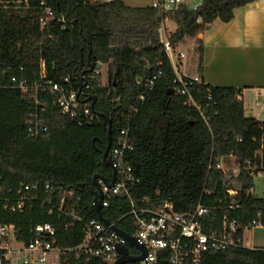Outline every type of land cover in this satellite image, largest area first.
<instances>
[{
	"label": "trees",
	"instance_id": "trees-1",
	"mask_svg": "<svg viewBox=\"0 0 264 264\" xmlns=\"http://www.w3.org/2000/svg\"><path fill=\"white\" fill-rule=\"evenodd\" d=\"M46 1L58 16L66 15L64 28L57 20L41 25L36 8L40 0H29L30 9L0 4V195L2 187L50 182L55 190L75 189L82 195L83 210L97 217L93 177L112 175L103 162L110 119L114 130L126 126L134 139L127 160L139 178L131 189L137 208H156L168 201L177 211L187 212L202 205L211 208L204 217L211 225L234 205L230 216L242 228L258 216L264 225V196L251 192L253 168L264 171V122L245 115L242 90L211 85L202 75L189 85L196 100L211 105L206 122L187 104L186 95L168 93L177 89L176 74L161 41L164 16L158 8L128 6L123 0H98L92 6L75 0ZM255 1L259 0H202L196 8L182 2L165 16L176 24L168 33L169 41L175 48L195 37L201 68L204 44L198 35L217 20L230 22L237 9ZM42 62L51 78L71 75L76 80L96 62L103 63L106 84H95L91 90L102 124L80 123L62 114L50 99L44 114L49 130L39 138L29 137L27 120L33 107L11 78L34 80ZM155 70H161V76L149 88L147 81ZM230 155L238 165L236 171L216 167L217 157L228 161ZM229 190L236 192L230 195ZM130 210L128 197L117 195L102 214L110 221L124 216L117 225L132 233L136 224ZM47 221L58 227L61 244H77L84 236L80 225L65 229L57 214H48L39 204L14 213L0 202V222H15L27 232ZM130 252L136 250L130 247ZM169 257L170 251H161L158 264H170ZM202 264H264V247L210 250Z\"/></svg>",
	"mask_w": 264,
	"mask_h": 264
},
{
	"label": "built area",
	"instance_id": "built-area-1",
	"mask_svg": "<svg viewBox=\"0 0 264 264\" xmlns=\"http://www.w3.org/2000/svg\"><path fill=\"white\" fill-rule=\"evenodd\" d=\"M75 1L83 6H92L98 2V0ZM182 2L183 0H153L151 6L158 8L164 16L160 37L175 69L173 81L177 84V89L174 88V92L186 95L187 104L196 108L201 117L208 122L210 103L199 102L188 89L189 85L198 83L200 79L197 76L186 79L187 76L177 70L173 62L175 50L166 32L165 16L176 10ZM0 4L5 8L19 6L31 8L29 0H0ZM36 8L40 11L42 26L52 20L60 22L63 28L66 26L68 22L66 15L58 16L57 10L46 0H40ZM184 55L183 52L178 53L180 57ZM102 67L103 63L96 62L80 80L71 75L54 79L48 75L45 63L42 62L39 75L34 80L12 76L14 86L21 90L24 98L33 107V112L27 120L29 137L39 138L49 130L44 114L46 102L50 99L62 114L80 123L102 124V116L95 111L91 99V96H94L91 90L95 84L105 86ZM160 76L161 70L153 72L147 81L149 88L155 85ZM114 131L108 157L112 173L113 170L116 171V179L111 188L103 179H98L103 194L102 209L110 206L115 196H127L131 203L129 214L134 217L136 224L134 231L127 233L117 225L124 216L116 221L109 220V224H105L98 216H90L82 208V195L73 188L62 187L55 190L50 182H22L16 188H1L0 202L4 210L24 213L39 204L46 208L48 214H57L58 218L63 220L65 229L80 225L84 236L77 244L65 245L59 243L58 227L53 222L37 223L27 232L15 222H0V264H115L120 256L117 251L119 245L127 246L130 255H140L141 251L130 245L127 238L115 228L133 236L139 245L145 247L147 254L140 261L141 264H158L161 251H170V264H202L204 253L207 251L248 247L244 239L245 232L262 226L263 223L258 216L242 228L237 219L230 216L234 205L227 207L219 223L211 225L204 220L211 208L202 205L187 212L177 211L174 204L168 201L156 208H137L131 197V189L139 178L134 175L133 166L127 160L128 152L135 147L134 139L126 126H120ZM226 159L225 156L217 157L216 167L227 170ZM259 172L264 171L257 168L252 170V174ZM111 179L112 175L111 178H107L108 181ZM235 192L229 190L230 195ZM130 247L136 252L131 253Z\"/></svg>",
	"mask_w": 264,
	"mask_h": 264
},
{
	"label": "crops",
	"instance_id": "crops-1",
	"mask_svg": "<svg viewBox=\"0 0 264 264\" xmlns=\"http://www.w3.org/2000/svg\"><path fill=\"white\" fill-rule=\"evenodd\" d=\"M123 1L128 6H150L153 0ZM183 2H187L191 8H196L202 0ZM166 21L172 22L168 18ZM173 25L171 31L176 28V24ZM198 36L204 44L202 66L199 67L195 37H187L177 46L188 45L191 48L197 69L194 72L180 73L189 78L202 75L211 85L240 88L245 115L264 122V0L237 9L233 20L227 23L217 20ZM179 52L185 54L183 57L179 56L180 62L183 63L188 54L184 49ZM192 67L193 63L186 68Z\"/></svg>",
	"mask_w": 264,
	"mask_h": 264
},
{
	"label": "water",
	"instance_id": "water-1",
	"mask_svg": "<svg viewBox=\"0 0 264 264\" xmlns=\"http://www.w3.org/2000/svg\"><path fill=\"white\" fill-rule=\"evenodd\" d=\"M168 93L169 94H173L174 93V88H170ZM91 99L93 100L92 106L94 107V103L96 102L97 97L94 95V96H91ZM87 124L90 125V126L94 125L93 123H87ZM113 132H114V129L112 127L111 121H110V119H108V129H107V139L108 140H107L106 148H105L104 153H103V162L106 165H109V166L111 165V161H110V158L108 157V153H109V150H110L111 144H112ZM94 142H95V138L93 139V143ZM99 178L103 179L105 181V183L107 184V186L109 188H111V187H113L115 179H116V171L113 170L111 181H108L107 178H105L101 174H96L93 177V184H94V186L96 188L95 191H94L95 197H94V200H93L95 211H96L98 217L105 224H109V220H107L102 214L103 194H102V188H101L100 184L98 183V179ZM115 229L121 235H123L124 237L127 238V240H128L130 245L137 247L141 251L140 255H130L129 254V249H128L127 246L119 245L117 247V251L120 254V256L117 259L115 264H131L132 262H135V261H138V262L142 261L146 257V254H147V250L145 249V247L142 246V245H139L137 243L136 239L133 236H130V235L126 234L125 232H123L119 228H115Z\"/></svg>",
	"mask_w": 264,
	"mask_h": 264
},
{
	"label": "rangeland",
	"instance_id": "rangeland-1",
	"mask_svg": "<svg viewBox=\"0 0 264 264\" xmlns=\"http://www.w3.org/2000/svg\"><path fill=\"white\" fill-rule=\"evenodd\" d=\"M172 22H174V21H172ZM172 22L171 23L168 21L165 22L167 33H169L171 31V29H173V26H174L173 24L175 22L174 23H172ZM186 41L188 43L189 39ZM180 49H184L188 54L183 59V63L180 62L179 56H178V51ZM174 50H175V55L173 56V62H174V65L177 66L178 71H180V72L181 71H183V72H194V71H196V69H197L196 58H195L194 53L192 52L191 48L188 45L176 46L174 48ZM191 63H193V67L192 68H186ZM101 69L103 72L102 74H103L104 82L106 84L107 68L105 66H103ZM225 165L227 166L228 171L229 170L236 171L238 168V165L235 163L233 158H230L228 161H226ZM251 192L254 196H259V197L264 196V172H259L258 174L255 175L254 187L252 188ZM245 241H246V244L248 247L264 246V225L257 226L255 228H252L251 230L249 229L248 231H246Z\"/></svg>",
	"mask_w": 264,
	"mask_h": 264
}]
</instances>
